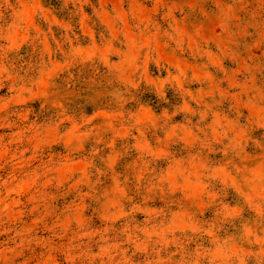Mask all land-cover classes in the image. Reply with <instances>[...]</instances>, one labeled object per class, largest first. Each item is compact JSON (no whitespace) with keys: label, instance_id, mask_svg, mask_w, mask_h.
<instances>
[{"label":"rangeland","instance_id":"obj_1","mask_svg":"<svg viewBox=\"0 0 264 264\" xmlns=\"http://www.w3.org/2000/svg\"><path fill=\"white\" fill-rule=\"evenodd\" d=\"M0 264H264V0H0Z\"/></svg>","mask_w":264,"mask_h":264}]
</instances>
